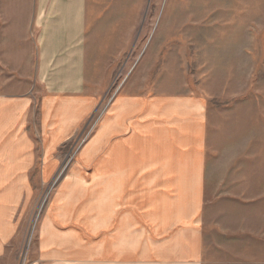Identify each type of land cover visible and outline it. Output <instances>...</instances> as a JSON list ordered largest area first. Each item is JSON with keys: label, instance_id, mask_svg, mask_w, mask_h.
<instances>
[{"label": "crops", "instance_id": "obj_1", "mask_svg": "<svg viewBox=\"0 0 264 264\" xmlns=\"http://www.w3.org/2000/svg\"><path fill=\"white\" fill-rule=\"evenodd\" d=\"M4 16L25 23L0 43V264L20 259L46 188L38 259H67L73 232L108 243L109 264H204V99L121 91L85 140L98 105L87 0H0ZM70 143H109V154L70 158Z\"/></svg>", "mask_w": 264, "mask_h": 264}, {"label": "rangeland", "instance_id": "obj_2", "mask_svg": "<svg viewBox=\"0 0 264 264\" xmlns=\"http://www.w3.org/2000/svg\"><path fill=\"white\" fill-rule=\"evenodd\" d=\"M24 23L0 18V43L19 38L4 28ZM85 46L86 91L98 105L83 139L121 91L203 98L204 264H264V0H87ZM108 144L70 143L69 156L108 155ZM51 195L46 188L39 197L16 264H109L108 243L73 232L67 259L37 258Z\"/></svg>", "mask_w": 264, "mask_h": 264}]
</instances>
